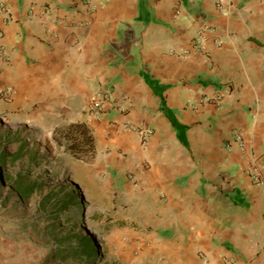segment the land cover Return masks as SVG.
Returning a JSON list of instances; mask_svg holds the SVG:
<instances>
[{
  "label": "crops",
  "instance_id": "crops-1",
  "mask_svg": "<svg viewBox=\"0 0 264 264\" xmlns=\"http://www.w3.org/2000/svg\"><path fill=\"white\" fill-rule=\"evenodd\" d=\"M6 1L11 104L83 117L109 89L125 110L88 120L99 172L130 189L151 240H175L184 264H264V0Z\"/></svg>",
  "mask_w": 264,
  "mask_h": 264
},
{
  "label": "rangeland",
  "instance_id": "rangeland-1",
  "mask_svg": "<svg viewBox=\"0 0 264 264\" xmlns=\"http://www.w3.org/2000/svg\"><path fill=\"white\" fill-rule=\"evenodd\" d=\"M13 97L10 100L0 97L7 104L4 110L0 107V138L11 153L22 148L11 169L30 168L34 170L33 178L54 175L53 184L66 179L77 188L83 203L78 214L85 231L94 236L93 245L99 247L90 264L185 263L173 252L175 240H151V230L144 227L142 220L147 214L135 204L130 189L112 185L99 172L87 127L90 119L82 108L85 101L81 106L83 117L80 103L79 110L73 103L72 115L62 116L58 108L53 110L41 100L16 108L11 104ZM39 198L40 194H36L23 199L12 194L8 184L0 189V240H10L12 246L6 243L4 248H12L14 255L2 257L1 264H42L46 248L40 233L45 222L23 221L38 215Z\"/></svg>",
  "mask_w": 264,
  "mask_h": 264
},
{
  "label": "trees",
  "instance_id": "trees-1",
  "mask_svg": "<svg viewBox=\"0 0 264 264\" xmlns=\"http://www.w3.org/2000/svg\"><path fill=\"white\" fill-rule=\"evenodd\" d=\"M89 137L92 138L91 135ZM21 150L19 148L11 153L0 138V189L8 184L12 194L26 200L40 194L38 215L23 221L31 224H37L40 220L45 222L40 233L45 238L46 248L41 258L42 264H90L92 255L98 254L99 247L93 245L94 236L85 231L84 221L78 214L83 203L78 197L77 188L66 179L53 184L54 175L33 178L34 170L30 168L12 170ZM34 160L39 162L36 158Z\"/></svg>",
  "mask_w": 264,
  "mask_h": 264
},
{
  "label": "built area",
  "instance_id": "built-area-1",
  "mask_svg": "<svg viewBox=\"0 0 264 264\" xmlns=\"http://www.w3.org/2000/svg\"><path fill=\"white\" fill-rule=\"evenodd\" d=\"M0 12L3 14L4 19H9V4L6 0H0ZM4 29L2 24H0V37L3 36ZM196 46L203 47V42L199 39L195 42ZM5 44H0V54L3 56H8V52ZM0 97L6 100H10L13 97V88L10 86L0 87ZM119 109L121 111L125 110L122 102L118 101L109 89H99L93 92L90 97L85 101L83 110L88 115L90 120H99L106 115L109 109ZM129 129L134 130L140 137L143 144H146L149 137L153 133V129L143 123H139L134 126H128ZM252 177L257 183H264V179L261 178L260 172L254 169L252 172ZM129 179L133 182L136 181V177L133 173L129 174ZM202 259L205 264H209V260L204 254H201ZM228 260V259H227ZM225 263H231L232 260L229 259Z\"/></svg>",
  "mask_w": 264,
  "mask_h": 264
}]
</instances>
